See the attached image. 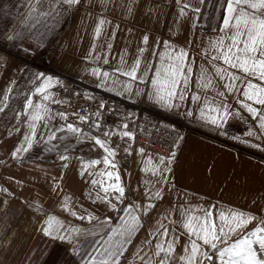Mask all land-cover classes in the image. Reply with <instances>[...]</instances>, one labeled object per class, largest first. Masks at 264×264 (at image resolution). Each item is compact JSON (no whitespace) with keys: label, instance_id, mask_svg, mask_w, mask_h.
Returning a JSON list of instances; mask_svg holds the SVG:
<instances>
[{"label":"snow or ice","instance_id":"obj_1","mask_svg":"<svg viewBox=\"0 0 264 264\" xmlns=\"http://www.w3.org/2000/svg\"><path fill=\"white\" fill-rule=\"evenodd\" d=\"M166 2L173 9L171 35H177L185 23L189 26L184 46L173 43L171 38L162 40L145 33L137 41L131 58L127 47L112 56L110 41L120 25L113 24L106 13L114 8L123 10V18H132L140 0H24L26 11L22 19L18 25L11 26V31L5 28L0 32V41L31 52L17 42L31 40L32 30H38V26L54 31L69 16L85 9L81 25L86 19L93 20L92 44L85 59L102 65H110L109 57L116 61L107 70L91 69L98 88L129 99L144 96L147 101L168 110L179 109L185 102L195 104L199 113L197 119L217 128L224 127L230 119L245 120L243 113H247L257 122L261 134L258 138L264 139V0ZM0 15L9 13L0 8ZM145 15H152L155 20L156 10L149 4ZM110 26L112 32L108 31ZM206 28H210L212 35L204 31ZM39 35L45 33L39 32ZM5 61L6 56L0 55V66ZM31 83L22 109L15 114L16 126L9 131L11 135L23 129L11 157L23 159L24 154L41 145H48L44 151L52 152L60 146L53 141L63 143L71 139L74 144L66 145L58 156L65 162L71 159L65 153L74 145L89 144L90 151L98 152L97 158L77 157L79 176L89 185L84 196L92 203L104 204L109 212L116 214L114 222L112 216L101 217L82 205L78 206L81 209L78 212L71 195L64 194L59 210L90 225L84 228L71 220L66 222L56 215L45 214L38 201L30 203L28 207L42 218L36 223L43 237L69 244L71 254L79 257V264H264V207L254 213L231 206H204L193 204L185 195L157 211L145 227V218L164 200L165 188L171 192L175 187L169 174L176 152H170L167 157H153L145 148L137 149V155L144 158L140 162V171L145 174L143 199L129 200L128 186L122 181L117 157L121 151L126 156L132 155V144L127 142H134L136 137L126 122L130 117H124L125 122L115 128H105L100 121L105 108L101 102L97 111L88 115L72 113L76 121L68 122L69 113L51 108L52 104L63 106L65 103L56 99L51 91L61 82L38 73ZM13 91L9 86L0 95V113L8 108ZM185 115L191 118L194 112L188 110ZM57 120L61 123H54ZM82 124L88 125L91 131L86 132L80 127ZM245 135L256 136V132L249 129ZM114 138L125 141L126 146L123 149L118 143L114 146ZM63 167L67 168L68 164L64 163ZM149 176L151 178H147ZM62 180L63 176L52 177L53 193L63 192ZM0 196L14 197V193L0 186ZM7 204V199H0V210ZM142 231L143 238L137 241ZM89 237L92 243L82 249L80 239Z\"/></svg>","mask_w":264,"mask_h":264},{"label":"crops","instance_id":"obj_2","mask_svg":"<svg viewBox=\"0 0 264 264\" xmlns=\"http://www.w3.org/2000/svg\"><path fill=\"white\" fill-rule=\"evenodd\" d=\"M149 4L156 10L155 20L152 15H145ZM0 8L9 13L7 16L0 15V32L5 28L11 31V26L18 25L26 11L24 0H0ZM84 12L85 9H81L69 16L51 32L38 26V30H32L31 40L17 42V45L22 43L23 47L31 49L30 53L36 55L34 61L29 63L14 56V52L20 49L18 46L0 41V55L6 56L5 64L0 66V95L9 86L14 89L8 101V108L0 113V186L7 187L14 193V197L0 196V199L8 200V204L0 210V264H79V257L71 254L69 244L43 237L37 231L36 222L42 218L28 207L30 203L38 201L42 204L45 214L56 215L66 222L71 220L73 224L84 228L90 227L87 223L75 220L59 210L62 196L69 194L78 212L81 211L78 206L82 205L101 217L112 216L115 222L116 214L109 212L104 204L92 203L84 196L89 185L79 176L80 161L77 157L85 160L97 158L98 152L90 151L89 144L74 145L71 151L65 153L71 157L65 162H61L58 156L64 152L66 145L74 144L71 139L63 143L53 141L52 143L60 146L52 152L44 151L48 145H41L24 154L23 159L14 160L11 157V152L22 138L23 129L21 133L13 132L11 135L9 131L16 126L15 114L22 109L25 96L32 88V79L38 73L52 76L54 80L61 82L51 88L58 100L65 102V97L69 95L68 85L77 81L85 87L84 94H72V98L79 104L92 101L86 98L85 94L92 97L94 91H100L123 99L131 108L142 105V114H146L150 120L163 119L167 124L181 122L190 129L186 131L179 128L177 132L174 149L176 157L170 165L172 172L169 174L171 184L175 187L171 192L165 188L164 200L158 203L157 209L153 210L150 217L145 218V227L152 222L157 211H162L170 203L178 202L185 195L193 204L204 206H231L254 213L264 207V139L258 138L261 134L256 126L257 122L252 121L247 113H243L246 118L243 120L245 128L241 134L233 135L227 132L226 125L217 128L197 119L199 113L195 104L185 102L179 109L168 110L147 101L144 96H133L129 99L126 95L118 96L115 92L98 88L96 78L90 74L91 69L102 67L107 70L116 61L109 57L110 65H102L85 59L92 44L93 20L86 19L81 25ZM172 12L173 9L167 6L166 0H140L135 16L128 19L123 18V10H109L106 13L108 18L113 24L120 25V28L115 30V38L110 41L112 56H117L127 47L131 58L137 41L145 33L150 37L158 36L162 40L171 38L173 43L184 46L189 26L185 23L180 32L172 36L169 31ZM108 31L112 32L113 28L110 26ZM204 31L212 35L210 28ZM39 32H44L45 35H39ZM97 43L99 45L100 42ZM12 81H15V84H12ZM188 110L194 112L193 117L185 115ZM75 121V116L68 120ZM54 123L61 122L57 120ZM249 129L255 131L256 136L245 135ZM236 137L240 139L237 140ZM118 141L123 149L126 142ZM127 143L132 144V155L126 156L121 151L117 157L120 162V174L122 181L128 186V199L141 201L145 174L140 171V162L144 158L137 155L139 146L133 142ZM146 153L153 157L160 156L149 150H146ZM125 160L130 164L129 168L123 165ZM64 163L68 164L67 168L63 167ZM60 176H63L60 182L63 192L58 195L51 191L52 177ZM138 188L139 191H133ZM142 238L143 231L137 241ZM91 243V237L87 240L81 238L79 241L82 249L88 248Z\"/></svg>","mask_w":264,"mask_h":264},{"label":"built area","instance_id":"obj_3","mask_svg":"<svg viewBox=\"0 0 264 264\" xmlns=\"http://www.w3.org/2000/svg\"><path fill=\"white\" fill-rule=\"evenodd\" d=\"M14 56L19 57L27 61L28 63L34 61L36 55L30 52H24L18 50L14 52ZM84 85L77 81H72L68 87V96L65 97V104L52 105L53 111H64L69 113V119L71 120L72 113H79L80 115H88L89 112L97 111L98 104L103 102L105 108L102 112L100 121L105 128H115L117 125L125 122L124 117L129 116L130 119L126 122L129 124V130H132L135 134L134 145L143 147L146 150L152 151L158 155L169 156L170 152L174 151L177 141V132L179 128H184L186 131L190 129L183 123H171L167 124L163 119L150 120L146 114H142L143 107L139 105L131 108L130 105L123 99L102 93L100 91H94L92 94V101L78 103L72 98L73 93L84 94ZM82 127L86 132L91 131L88 125L82 124ZM245 128L243 120L230 119L225 126L227 132L233 135L241 134ZM94 135H99L98 132H94ZM119 144L117 139H113V145ZM125 168H129L128 161H124Z\"/></svg>","mask_w":264,"mask_h":264}]
</instances>
